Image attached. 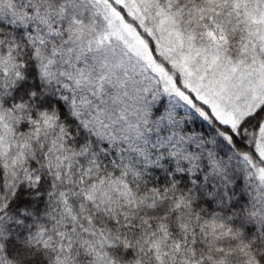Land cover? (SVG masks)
Instances as JSON below:
<instances>
[{"label": "snow or ice", "instance_id": "obj_1", "mask_svg": "<svg viewBox=\"0 0 264 264\" xmlns=\"http://www.w3.org/2000/svg\"><path fill=\"white\" fill-rule=\"evenodd\" d=\"M0 264H264V0H0Z\"/></svg>", "mask_w": 264, "mask_h": 264}]
</instances>
